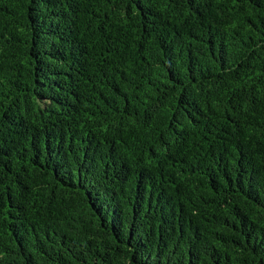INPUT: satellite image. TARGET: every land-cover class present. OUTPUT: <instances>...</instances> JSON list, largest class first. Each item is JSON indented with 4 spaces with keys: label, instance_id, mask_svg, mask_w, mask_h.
Listing matches in <instances>:
<instances>
[{
    "label": "trees",
    "instance_id": "16d2710c",
    "mask_svg": "<svg viewBox=\"0 0 264 264\" xmlns=\"http://www.w3.org/2000/svg\"><path fill=\"white\" fill-rule=\"evenodd\" d=\"M0 264H264V0H0Z\"/></svg>",
    "mask_w": 264,
    "mask_h": 264
}]
</instances>
